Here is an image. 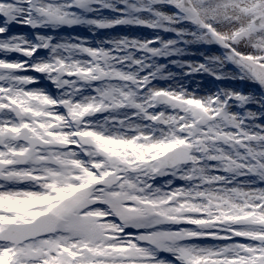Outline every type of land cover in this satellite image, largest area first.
Returning <instances> with one entry per match:
<instances>
[{"label": "snow or ice", "instance_id": "obj_1", "mask_svg": "<svg viewBox=\"0 0 264 264\" xmlns=\"http://www.w3.org/2000/svg\"><path fill=\"white\" fill-rule=\"evenodd\" d=\"M0 264H264V0H0Z\"/></svg>", "mask_w": 264, "mask_h": 264}, {"label": "rangeland", "instance_id": "obj_2", "mask_svg": "<svg viewBox=\"0 0 264 264\" xmlns=\"http://www.w3.org/2000/svg\"><path fill=\"white\" fill-rule=\"evenodd\" d=\"M14 32H22V33H30L31 30L27 27H21V28H13ZM80 34V35H78ZM54 35H57L58 37H68V36H80L85 37L88 39L89 42H93L96 40H102L104 38H111L117 35H130V36H137L140 38L150 37L153 35V33L144 28H128V27H118L116 29H110V30H98L95 35H93L86 27H75V28H65L62 29L59 33H54ZM205 48H193L192 52L194 54H190L184 59L186 60H192V61H202L203 57L201 55V52H204ZM208 54H219L217 49L215 47H212L211 50L208 52ZM173 71H179V69L173 68ZM229 71H234V68L231 66L228 69ZM189 90L198 89L201 93H204L208 90H215L219 87H229L234 88L246 93L249 92H255L258 93L259 87L257 85H254L247 81H216L213 77L207 75V74H196L191 77L184 78L181 81ZM159 84L162 83L163 85H168L170 82L161 81L158 82ZM158 84V85H159ZM47 85L46 81H43L41 86ZM161 86V85H159ZM165 87V86H161ZM249 107L253 108L255 110L254 105H250ZM161 183H163V180H161ZM206 243V241H204ZM207 244V243H206Z\"/></svg>", "mask_w": 264, "mask_h": 264}, {"label": "bare ground", "instance_id": "obj_3", "mask_svg": "<svg viewBox=\"0 0 264 264\" xmlns=\"http://www.w3.org/2000/svg\"><path fill=\"white\" fill-rule=\"evenodd\" d=\"M14 28H21V26H14ZM78 35H80V34H78ZM94 42V41H93ZM159 82H161V81H159ZM158 83V82H157ZM159 84V83H158ZM159 85H161V86H165L166 87V85H163L162 83H160ZM206 243L207 244H210V243H213L212 241H208V240H206Z\"/></svg>", "mask_w": 264, "mask_h": 264}]
</instances>
